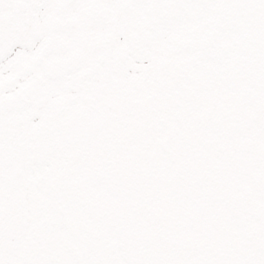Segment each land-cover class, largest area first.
<instances>
[{
	"label": "snow or ice",
	"instance_id": "6c2138e0",
	"mask_svg": "<svg viewBox=\"0 0 264 264\" xmlns=\"http://www.w3.org/2000/svg\"><path fill=\"white\" fill-rule=\"evenodd\" d=\"M0 264H264V0H0Z\"/></svg>",
	"mask_w": 264,
	"mask_h": 264
}]
</instances>
